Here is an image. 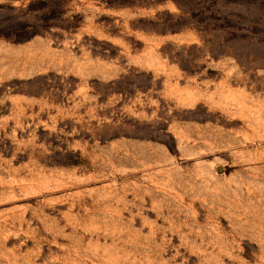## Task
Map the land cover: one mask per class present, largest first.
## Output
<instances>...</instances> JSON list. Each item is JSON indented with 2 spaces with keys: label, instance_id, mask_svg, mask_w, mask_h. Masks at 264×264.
I'll return each mask as SVG.
<instances>
[{
  "label": "rangeland",
  "instance_id": "374dc122",
  "mask_svg": "<svg viewBox=\"0 0 264 264\" xmlns=\"http://www.w3.org/2000/svg\"><path fill=\"white\" fill-rule=\"evenodd\" d=\"M0 264H264V0H0Z\"/></svg>",
  "mask_w": 264,
  "mask_h": 264
}]
</instances>
